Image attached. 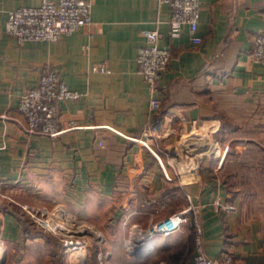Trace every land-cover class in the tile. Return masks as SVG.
Instances as JSON below:
<instances>
[{
  "label": "crops",
  "instance_id": "obj_1",
  "mask_svg": "<svg viewBox=\"0 0 264 264\" xmlns=\"http://www.w3.org/2000/svg\"><path fill=\"white\" fill-rule=\"evenodd\" d=\"M41 1L0 0V240L20 235L23 208L12 199L59 201L104 233L109 264H190L194 219L207 255L227 249L264 264V214L240 207L242 193L223 173L228 143L216 138L264 147V57L251 56L264 0H200L199 42L187 25L172 35L170 6L157 0H89V22L56 40L18 42L5 32L9 9ZM149 28L171 52L157 110L137 62ZM46 67L82 93L58 103L54 135L27 131L17 107ZM189 206L182 228L153 234L149 252L126 248L130 225Z\"/></svg>",
  "mask_w": 264,
  "mask_h": 264
},
{
  "label": "built area",
  "instance_id": "obj_2",
  "mask_svg": "<svg viewBox=\"0 0 264 264\" xmlns=\"http://www.w3.org/2000/svg\"><path fill=\"white\" fill-rule=\"evenodd\" d=\"M166 1L171 9L169 19L170 33L178 35L184 25L189 27L194 42H199L196 35L200 19V0H157ZM91 3L89 0H42L38 5H24L7 11L4 30L15 37L18 42L25 40H56L63 34H70L90 20ZM145 42L139 47L137 62L150 91V108L157 110L161 99L156 96L162 73L170 59V49L159 43L161 32L154 28L143 31ZM251 56L255 61L264 57V31L253 37ZM107 70L106 63L94 67ZM81 91L70 88L59 74L51 67L43 69L35 86L21 91L18 99V111L24 116L26 130L33 133L54 135L58 130V103L76 100ZM0 189V197H5ZM37 222V224L62 233L66 249L75 253L79 262L86 261L88 246L94 242H103L104 236L92 230L89 221L75 215L61 202L52 204L29 205L15 199ZM218 206H220L218 204ZM191 206L174 212L156 221H150L145 227L135 223L128 227L125 245L128 250L149 252L152 248L151 237L155 233L169 234L182 228L188 221L187 212ZM194 224L195 253L190 264H249L227 249L214 256L207 255L202 249V226L196 219ZM93 233H96L93 236ZM98 264H109L106 254L99 250ZM103 257V258H102ZM82 262V263H83Z\"/></svg>",
  "mask_w": 264,
  "mask_h": 264
},
{
  "label": "rangeland",
  "instance_id": "obj_3",
  "mask_svg": "<svg viewBox=\"0 0 264 264\" xmlns=\"http://www.w3.org/2000/svg\"><path fill=\"white\" fill-rule=\"evenodd\" d=\"M216 138L222 146L228 143L223 157V173L230 181V188L241 191L240 207L248 215L264 214V151L254 146L248 148L246 140L234 141L230 134ZM171 157L176 158L175 155ZM4 203V197H0V204ZM29 217H26V229L20 233L17 241L0 240L4 250L0 264H98L99 250L105 254L102 248L104 241L98 243L92 240L86 261L79 262V257L66 249L62 233L41 226ZM96 230L104 236L97 227ZM104 260L109 261L107 257Z\"/></svg>",
  "mask_w": 264,
  "mask_h": 264
},
{
  "label": "trees",
  "instance_id": "obj_4",
  "mask_svg": "<svg viewBox=\"0 0 264 264\" xmlns=\"http://www.w3.org/2000/svg\"><path fill=\"white\" fill-rule=\"evenodd\" d=\"M239 140V139H238ZM235 141V140H234ZM246 143L249 145V147L248 148H251V146H254V147H258V149L259 150H261V151H264V147H262L259 143H257L256 141H254V140H246ZM225 163V162H224ZM224 166H225V164H224ZM225 176V178H226V180H227V182L229 183V185H230V181H228V178H227V175H224ZM238 190V189H237ZM239 191V190H238ZM22 209V208H21ZM23 210V209H22ZM21 210V215H20V221H21V231H20V233L23 231V230H25L26 229V223L24 222L25 220H26V217L27 218H29L30 219V217H29V215L26 213V212H24V210L22 211Z\"/></svg>",
  "mask_w": 264,
  "mask_h": 264
},
{
  "label": "bare ground",
  "instance_id": "obj_5",
  "mask_svg": "<svg viewBox=\"0 0 264 264\" xmlns=\"http://www.w3.org/2000/svg\"><path fill=\"white\" fill-rule=\"evenodd\" d=\"M92 230L97 232L96 228L93 226H92ZM3 254H4V250H3L2 246H0V261L2 260Z\"/></svg>",
  "mask_w": 264,
  "mask_h": 264
},
{
  "label": "water",
  "instance_id": "obj_6",
  "mask_svg": "<svg viewBox=\"0 0 264 264\" xmlns=\"http://www.w3.org/2000/svg\"><path fill=\"white\" fill-rule=\"evenodd\" d=\"M140 253V251L138 252V254Z\"/></svg>",
  "mask_w": 264,
  "mask_h": 264
}]
</instances>
